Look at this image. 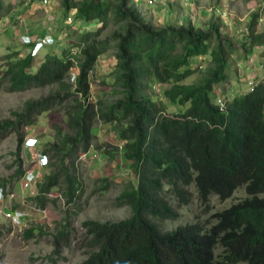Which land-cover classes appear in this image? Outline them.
I'll return each instance as SVG.
<instances>
[{
	"label": "trees",
	"instance_id": "16d2710c",
	"mask_svg": "<svg viewBox=\"0 0 264 264\" xmlns=\"http://www.w3.org/2000/svg\"><path fill=\"white\" fill-rule=\"evenodd\" d=\"M58 6L73 16L74 24L95 23L97 29L82 31L71 47L46 51L37 67L34 42L26 45L23 56L9 50L0 59V89L22 92L57 85L63 92L26 101L12 112V120L0 122V139L16 132L20 146L22 129L62 107L64 131L54 126L53 140L41 149L47 172L32 197L44 210L53 191L67 205L80 197L77 158L93 146L91 130L97 123L113 125L121 148L112 146L104 155L114 159L122 149L124 160L131 162L136 183L123 187L116 205L128 206L132 214L117 222H82L90 252L79 264H264V82L221 102L216 96L228 82L231 57L238 53L246 61L264 44V30L255 32L264 0L246 24L240 44L222 34L218 20H210L206 29L190 23L156 27L134 0H59ZM11 7L0 0V20ZM111 49L115 63L109 77L116 98L93 102L89 73ZM200 57L207 59L203 71L192 67ZM74 68L77 74L70 84ZM196 73L197 81L185 83ZM153 85L166 86L163 99L153 97ZM98 182L99 191L110 187L105 178ZM240 188L247 196L213 214V222L195 219L167 231L157 224L177 217L174 203L187 205L193 197L201 205L211 197L225 201ZM69 225L66 216L57 224L54 253L66 240Z\"/></svg>",
	"mask_w": 264,
	"mask_h": 264
},
{
	"label": "rangeland",
	"instance_id": "374dc122",
	"mask_svg": "<svg viewBox=\"0 0 264 264\" xmlns=\"http://www.w3.org/2000/svg\"><path fill=\"white\" fill-rule=\"evenodd\" d=\"M47 7L41 2L30 5L21 4L19 0H4L10 4L11 12L0 20V59L9 50L19 51L21 56L28 52L27 43L34 39L50 36L55 46L42 48L34 56V66L37 67L44 53L48 50L59 51L63 47H71L78 43L81 32L95 31V23L83 26L74 24L72 15H65L58 6L59 0H50ZM140 13L154 26L160 27L168 23L180 26L190 23L194 27L206 29L210 20H218L222 34L240 44L246 33V24L253 13L262 6V0H159L158 5L149 7L146 0H134ZM29 2V1H28ZM70 16L71 20H68ZM113 27L106 30L98 40L105 39ZM264 30V13L260 15L256 33ZM82 32V33H83ZM23 36L28 37L22 39ZM49 39V40H50ZM50 42V41H49ZM36 51V50H35ZM77 49L71 48L76 54ZM114 51L108 50L98 58L93 70L89 73L91 101L98 99L113 100L112 79L109 77L114 66ZM236 53L229 63V79L217 89V101L232 98L238 93H245L247 86L264 82V44L254 49L246 61L238 59ZM4 61H0V69ZM207 63L204 57L192 61V67L203 71ZM77 69L71 70L72 83ZM196 73L185 83L197 81ZM166 86L153 85V97H160ZM63 92L59 86L32 88L22 92H9L4 86L0 89V122L12 120V112L20 111L26 101L39 100L49 94ZM169 111L174 106L164 100ZM54 126L64 131V113L62 107H57L41 114L36 125L22 129L23 140L18 144L16 132H10L0 139V264H79L90 252L85 247V231L82 222L96 220L99 222H117L131 216L128 206H117L116 199L128 183H136V175L131 162L124 160L120 149L114 159L104 155L112 146H119L112 124L97 123L92 128L95 136L93 146L88 153L77 158V173L81 185L80 197L71 205L60 198L57 191L49 195L50 201L44 210L38 209L32 197L41 183L42 175L47 167L42 166L41 149L48 141L53 140ZM97 146H101L97 148ZM119 148H121L119 146ZM22 172L21 176L18 172ZM105 178L110 187L99 191V179ZM245 190L240 188L231 198L220 201L211 197L206 205L199 204L195 197L187 205H176L177 217L171 221L157 222L162 230H173L178 226L195 221L213 222V214L229 208L232 204L246 197ZM66 216L70 223L66 228V240L60 244V250L54 253L52 236L57 224ZM33 237H28L30 233ZM217 250L216 253H219ZM246 264V263H238Z\"/></svg>",
	"mask_w": 264,
	"mask_h": 264
},
{
	"label": "built area",
	"instance_id": "2783aa9c",
	"mask_svg": "<svg viewBox=\"0 0 264 264\" xmlns=\"http://www.w3.org/2000/svg\"><path fill=\"white\" fill-rule=\"evenodd\" d=\"M50 0H43L42 2H41V5H42V7H47L49 4H50ZM158 2H159V0H146L145 1V4H147L149 7H153V6H157L158 5ZM70 18V16L68 17V20H70L69 19ZM28 37H26V36H23L22 37V39H27ZM51 37L50 36H48V35H46L44 38H42V39H37V40H33V42H36L37 44H39V45H41V46H50V45H52L53 43V41L50 39ZM50 39V40H49ZM50 41V42H49ZM36 53H38V52H36L35 50L33 51V54H36ZM250 87V90H251V88L253 87V85H250L249 86ZM44 159H43V157H42V159H41V161L40 162H42V166H44L45 164H44V161H43Z\"/></svg>",
	"mask_w": 264,
	"mask_h": 264
},
{
	"label": "clouds",
	"instance_id": "9594fccd",
	"mask_svg": "<svg viewBox=\"0 0 264 264\" xmlns=\"http://www.w3.org/2000/svg\"><path fill=\"white\" fill-rule=\"evenodd\" d=\"M33 42V41H32ZM35 43V45L32 47V49H31V52H32V54H33V51L34 50H36V52H38L40 49H42V48H44L45 46H41V45H39V44H37L36 42H34ZM28 44V43H27ZM34 55V54H33Z\"/></svg>",
	"mask_w": 264,
	"mask_h": 264
},
{
	"label": "crops",
	"instance_id": "0c3cea01",
	"mask_svg": "<svg viewBox=\"0 0 264 264\" xmlns=\"http://www.w3.org/2000/svg\"><path fill=\"white\" fill-rule=\"evenodd\" d=\"M30 5V4H29Z\"/></svg>",
	"mask_w": 264,
	"mask_h": 264
}]
</instances>
